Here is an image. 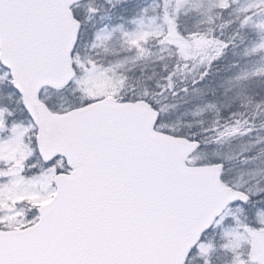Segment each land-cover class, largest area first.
Masks as SVG:
<instances>
[{
  "label": "snow or ice",
  "instance_id": "6c2138e0",
  "mask_svg": "<svg viewBox=\"0 0 264 264\" xmlns=\"http://www.w3.org/2000/svg\"><path fill=\"white\" fill-rule=\"evenodd\" d=\"M0 264H264V0H0Z\"/></svg>",
  "mask_w": 264,
  "mask_h": 264
},
{
  "label": "rangeland",
  "instance_id": "374dc122",
  "mask_svg": "<svg viewBox=\"0 0 264 264\" xmlns=\"http://www.w3.org/2000/svg\"><path fill=\"white\" fill-rule=\"evenodd\" d=\"M191 23V22H190Z\"/></svg>",
  "mask_w": 264,
  "mask_h": 264
}]
</instances>
